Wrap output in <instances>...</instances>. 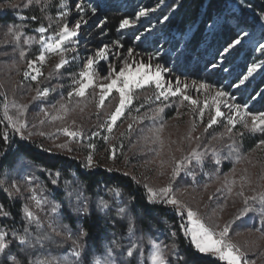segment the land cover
<instances>
[{
  "label": "snow or ice",
  "instance_id": "6c2138e0",
  "mask_svg": "<svg viewBox=\"0 0 264 264\" xmlns=\"http://www.w3.org/2000/svg\"><path fill=\"white\" fill-rule=\"evenodd\" d=\"M32 5H36L41 15L23 16L19 15L20 23L15 21L8 22L6 27L5 36H11L12 39L17 43H20L23 37H25L27 30L31 29L32 32L38 34L39 40H36L35 36H27L23 39V43L31 45L38 43L40 45L39 54L35 59L27 60V69L23 72V77L30 81H35L37 87L35 89V95L32 97V102H43L51 93L57 91V88L62 89L64 85H55L51 88L40 87L41 77L44 80H51L52 78H59V70L64 68L70 63H75L80 59V35L81 30L90 23L93 27L99 29L101 37L106 36L104 32L105 20H91L86 18L88 13H91V17L97 16V8L87 3V0H79L75 2L73 7L75 9L76 16L74 23L70 21L69 17L72 15L69 9L68 0H59L58 11L56 16V30L51 35H47L50 31L53 20L51 15H44L48 12L51 6V0H27V3L23 5L25 8H30ZM165 5V0H158L156 7H141L136 13V19L123 18L119 21L118 29L125 30L135 27L137 21L141 17H148L150 13H155L161 6ZM241 5L248 8L255 13V9L251 3L247 0H241ZM264 5V0H262ZM19 3H6L0 4V9H17L20 8ZM172 9L176 7L173 4ZM48 20L49 24L45 26L41 21ZM169 17L166 15L163 20H168ZM256 19L259 22L264 23V7L261 11L256 14ZM37 23V27L31 28V23ZM227 19L224 23L227 24ZM221 26V18L217 17L212 23L208 25L210 29H218ZM249 36V32L240 28L236 34V37L232 39L226 46L222 47L218 51V61L216 63L209 64V67L213 70H220L227 72L228 69L223 67L225 58L238 46L245 38ZM135 39L139 40V36H135ZM7 43V41H4ZM125 46L121 43V40L117 38L110 43H100V46L93 49L89 54L82 60V69L76 73H70L69 78L71 80V90L67 92L68 103L57 102L59 107L58 113L63 115L52 116V120H61L67 116L70 111L69 104L72 98H83L85 100L91 97L92 100L96 101L97 108V119L98 124L96 125L97 131H92L89 135L82 127L70 128L69 126H62L57 128L55 132H45L40 129L36 124L31 126L34 130H29V124L24 115L29 107L25 104H17L15 100L11 102V106L16 108L17 115L13 118L8 114L9 104L6 101L3 105L4 115L0 119V123L5 120L3 131H0V145H3V149H0V160L7 158L9 153L13 150L15 145L16 151H19L22 144H33L41 151L52 153L53 149L58 152L72 153L77 149L71 145L73 143L78 145H84L87 149V154L81 162V167L91 174L94 170L104 167L100 161L96 158L97 144L93 142L94 137H99L105 143H108L113 137L114 128L118 126V122H122V118L125 117L126 112L132 111L133 101L137 99V92L139 90H145L148 88L153 89L151 96L146 97V102L155 104L156 106L150 109L149 113L144 115H137L132 117V123L127 126L126 132L130 134L133 131L134 124L140 123L145 119H149L153 122L154 127L149 129L150 135L145 136L144 140L146 143L158 144L160 150L157 151L159 156L164 148V139L162 133L166 127V121L164 120L165 109L170 107H176V116L183 115L180 108L185 105L194 117H198L201 123L204 122V117L207 113L208 119L204 125L203 132L199 135L193 136V132L196 131L197 123L196 119L191 121L190 129L184 139L191 143L193 140L196 142V147L191 148L186 154L184 149L177 147V151L181 152L179 158L172 155L170 157L171 171L169 176V182L164 187L155 188L150 186L148 183L142 185L144 189V195L141 197L144 204L147 206L157 205H169L172 207L174 213L180 214L181 218L186 214L187 224L180 225L183 237L188 238V246L183 247L179 242H173L170 246L161 245L158 242H154L149 239L148 243L153 251L150 254L151 264H191L190 254L195 253L197 255H208L216 257L218 261H223L225 264H255L254 261H249L245 252L236 245L230 238V227L233 221L225 222L223 227H220L218 223L209 224L199 214L198 211L193 210L192 207L187 205L185 202L180 200L174 194V183L181 177L182 174L190 175L195 179V172L192 170L193 166L203 167L205 158L211 154L215 157L213 163L219 165L221 163V157L218 149L212 144V141H219L227 138L229 143L227 147L229 149V155L223 157V159H235L236 162H240L241 155L239 152V146L242 144L245 135H255L259 133L264 136V111L252 112L249 110L247 103L237 102V98L230 92L225 91L223 86L217 87L205 81H191L187 82L180 79L179 77L166 76L171 70L164 67L163 65L156 63L153 64L154 57L159 56L157 51L154 54H149L147 58H140L136 56L133 47H127L124 51ZM261 54H264V43L259 44L257 49ZM72 53L71 59L66 55ZM48 54H55L59 56V61L55 64L54 70L49 72L47 76L41 71V65L47 62ZM27 53L24 50L19 51L21 59L26 57ZM258 69H264V61L259 63H253L247 67V72L242 78L238 80V83L229 85V87H235L237 90L253 76ZM103 73V75H101ZM215 88L213 92L212 89ZM195 90L197 93H203L204 99L201 101L199 98H194L190 94L189 90ZM117 95L118 102L115 104L114 109L111 111L103 112V119L100 120L102 110L105 108L106 100L112 97L113 94ZM257 95H264V93H258ZM178 98V105H177ZM64 97L61 96V101H64ZM56 108V105H52ZM145 107L141 104L135 109L137 113L140 112L141 108ZM222 107L227 109V112L222 111ZM83 110V109H81ZM40 112L45 117L49 116V111L45 107L40 108ZM45 120H40L39 125L42 126ZM75 125V121L72 122ZM223 124V131L212 135L211 140L207 143L204 142V133H207L209 129H213V126ZM239 125V128L237 127ZM106 132V135H102L101 132ZM64 135L67 139L63 143H54L52 147H45L43 144H36L32 137L38 135L49 139H57L59 135ZM126 133L120 134L121 140L119 144L109 143L105 149L107 158L115 161L117 157L118 149H123L122 138ZM16 137L19 139L17 140ZM236 137H239V143ZM172 143H175L173 141ZM256 147L264 149V139H259ZM203 149V150H200ZM171 151V149H170ZM235 153V156H233ZM78 159V157H72ZM166 163L164 160H160V165L163 166ZM32 167H36L34 164ZM38 170L43 174L47 173L53 177L51 179L52 185L59 186V178L62 175L60 169L53 171L52 168L40 167ZM105 173L119 172V169L111 167H104ZM232 173L235 174V168ZM247 171L246 169L244 170ZM219 169H217V179H219ZM124 176H129L128 173H122ZM163 175V172H161ZM76 183L79 185L77 188L72 187V183L65 181L64 188L69 200V211L75 212L77 216H88L89 203L86 197L83 196V182L79 180V177L75 172L72 173ZM259 181H264V175H261ZM39 178L33 173L23 178L25 183L26 191L30 193L29 200L34 204L35 208L43 211L45 205L50 206L48 214V227L51 233H54L56 237H63L64 241L71 240L72 242V255L76 258L74 262L65 261L64 264H83V258L87 255V238L89 232L82 226L77 229L75 238H73L72 229L66 224H60L56 226L62 219V205L56 203L43 195L46 191L42 184L38 183ZM130 180L138 187L141 186V182L136 179L135 176H131ZM6 179H0V185H5ZM224 187L216 189V193H220L226 188L228 196H238L242 199L243 207L237 209L238 216H246L252 212H258L262 221H264V190L257 191L256 188L251 187L252 180L247 175H242L239 178V188L237 189V180L233 176V179L229 180L228 176L225 175L223 181ZM249 186L254 195L248 196L245 194V186ZM99 187V185H98ZM107 187V186H106ZM207 189L208 185H204ZM264 189V185H261ZM5 195L9 198H13L16 195L22 196L20 185L16 181H12L9 187L3 189ZM107 191L112 194L116 200L115 209L116 215L113 217V221L124 222L127 221V234L130 238L135 239L136 232V221L146 219L144 216V209L137 208V196L133 192H129L127 196L124 195V191L120 186L108 187ZM39 192V195H38ZM75 195L77 204L73 207L71 204V198ZM213 197L209 196V200ZM227 200H225V203ZM250 202H258L259 208L250 206ZM122 205V206H120ZM113 204L109 201L100 198L96 204L97 209L103 212L106 216L113 208ZM224 205H220L222 209ZM23 213V220L26 225L22 229V234L19 230L13 226L8 229L7 226L0 227V264H52L50 260H32L28 259L30 255L29 249L42 246L46 241L55 243V239L50 234H39L43 228V223L40 217L32 210V207L28 203L22 205L21 209ZM52 214H56L53 216ZM11 216V213L4 209L3 204H0V218L7 219ZM235 219V217H234ZM35 224L37 233L35 236L30 230V225ZM170 236L175 238L178 236L176 230L170 231ZM11 237V239H9ZM142 239V237H141ZM18 242V244H17ZM17 244V251L12 252V247ZM113 247L107 249L108 260L105 264H117L114 258V253L117 249H121L119 243L115 240L111 242ZM60 247V245H57ZM143 248L140 244L135 242L131 243L127 247L126 251L121 249L122 255L127 257H133L134 254L139 253L143 255ZM92 264H101L99 257L93 259ZM120 264H124L123 261Z\"/></svg>",
  "mask_w": 264,
  "mask_h": 264
},
{
  "label": "rangeland",
  "instance_id": "374dc122",
  "mask_svg": "<svg viewBox=\"0 0 264 264\" xmlns=\"http://www.w3.org/2000/svg\"><path fill=\"white\" fill-rule=\"evenodd\" d=\"M166 1L167 0H165V2ZM9 2L19 3L21 5L20 8L9 9L13 11L12 16L17 20H19V15H41L36 5H32L30 8L23 7V5L27 3V0H1L0 4H6ZM75 2H79V0H68L69 9L72 12L69 19L73 23L75 19L78 18L73 7ZM87 3L97 8V16L92 18L91 13L89 12L86 18L90 19V21L94 19L97 22L99 20H105L106 24L104 26V32L106 33V36L101 37L99 29L93 27L91 23L82 28L80 35V59L75 63H70L60 69L59 78L54 77L51 80H44L43 77L40 78V87L51 88L55 85H64L62 89L57 88V91L51 93L43 102H32V97L36 94L35 89L37 83L35 81H30V79L26 80L23 77V72L29 70L27 69L26 61L35 59L40 51V45L38 43L26 45L23 43V39L31 35L35 36L38 41V34L29 29V32L27 31L28 33H26L25 37H23L17 45L11 36H5V25H0V94L2 95L4 104L6 101L8 102V114L13 118H16L17 115L16 108L11 106L13 100H15L17 104L29 105L23 117L29 124V130H34L31 128L33 124H36L45 132H55L57 128L62 126H69L70 128L82 127L89 135L92 131L98 130L96 127L98 124L96 101L92 100L91 97L87 100L76 97L72 98L69 104L70 111L63 121H53L52 116L58 114L63 115V113L57 112L59 107L57 102L68 103L67 92L71 90L69 74L81 70L83 58L93 49L100 46L101 42L110 43L117 38H119L121 43L125 46V48L120 49V51H124L127 47H133L136 56L140 58L146 59L149 54H154L158 51L159 56L154 57L153 64L159 63L170 69L171 72L166 74V76L179 77L187 82L205 81L217 87L223 86L225 91L232 93L237 98V102L242 104L247 103L250 110L252 101H245V98L243 99L244 101H239L238 98H240L241 92H237L235 87H229V85L238 83L239 79H237L236 82L234 81L235 83L232 81L228 86H224L228 81L221 80V77H218V74L224 71L215 70L214 72L209 65H205L199 70H194V65L197 60L195 57L189 59V62L187 61L184 65L179 62L184 43L183 36L188 34L189 29L184 30L183 36L174 32V29H167L164 26L165 20H163L162 13L164 5L155 13H150L148 17L139 18L135 27L117 31L121 19H136V13L141 7H156L158 0H87ZM58 5L59 0H51V6L49 7L48 12L44 14L51 15L53 18L51 21L52 27L47 35H51L52 32L56 30ZM5 10L6 9H0L1 12H4ZM232 10L236 12L238 11L237 4L233 6ZM41 22L44 23L45 26L49 24V21L46 19ZM34 24L35 25L31 28L37 27V23ZM209 29L210 28L208 27L206 30ZM135 36H139L140 39H135ZM249 39L250 37L248 36L243 42H247ZM4 41H7V43H4ZM253 43L254 49L257 50L259 44L264 43V40H254ZM20 50H24L27 53L24 59H21L19 56ZM66 55L71 59L73 54L69 52ZM58 61L59 56L48 54L47 62L40 66L44 76H47L49 72L54 70V66ZM261 61H264V58L256 59L254 62L250 63L249 66ZM261 71L262 69H258L248 81L256 80V77L259 76ZM194 72H196V74H193ZM101 75H103V73H101ZM244 89L245 84L238 90L243 91ZM189 91L194 98H199L203 101V93H197L195 90L191 89ZM212 91L214 92L215 88L212 89ZM152 93L153 89L151 88L139 90L137 92L136 95L138 98L133 101L132 111L130 113L126 112L125 117L122 118V122H118V126L114 128L112 135L115 139L105 143L99 137H94L93 142L97 144L96 158L100 161L101 165L104 167L119 169V172L128 173L129 176H135L136 179L141 182V185L148 183L150 186L159 188L166 186L169 182L171 171L170 157L172 155L177 158L181 156V152L177 151V147L183 148L185 154L191 148L196 147V142L194 140L189 143L188 140L184 139L190 129L191 121L196 119L197 123L196 131L192 133L193 136L199 135L203 132L208 115L206 113L204 122L201 123L198 117H194L190 112L187 102H185V105L180 108L183 115L179 117L176 116V107L165 109L164 120L166 121V127L162 133L165 144L163 151L158 156L157 151L160 150V146L158 144L146 143L144 140L145 136L150 135L149 129L155 126L151 120L145 119L140 123L134 124L133 131L130 134L126 132L128 124L132 123V117L144 115L146 112L150 114V109L156 106L145 100V98L151 96ZM61 96L65 98L64 101H61ZM117 102V95L114 93L112 97H109L106 100L105 108L102 110L100 120L104 118L103 112L113 110ZM141 104H144L145 107L141 108L140 112L137 113L135 109ZM52 105H56L57 107L53 108ZM41 107L48 109V117H45L44 114L40 112ZM222 111L227 112V109L222 107ZM42 119L45 120V123L40 126L39 121ZM73 121H75V125H73ZM237 127L239 128V125ZM223 130V124L213 126V129H209L207 133H204V142L207 143L211 140L212 135L222 132ZM122 132L126 133L122 138L123 154H120L121 150L118 149V158L115 161L110 160L107 158L105 149L108 147L109 143L119 144L121 140L120 134ZM101 134L106 135L107 133L102 131ZM32 139H36L40 144H43L47 148L52 147L54 143H63L67 137L61 134L57 139L53 140L34 135ZM236 139L237 142H239V137H236ZM173 141H175V143H172ZM228 143L229 141L227 138L219 141H212V144L220 153L221 163H226L227 166H229L228 169H221L219 165H215L213 163L215 157L209 154L205 158L202 168L196 165L193 166L192 170L195 172V179L190 175L182 174L177 181L173 182L174 194L180 200L192 207L193 210L198 211L201 217L209 224L218 223L220 227H223L225 222L233 221L230 227L229 238L245 252L249 261H254L255 264H264V221H262L260 216H254L253 213L246 216H238L237 209L243 207L242 199L235 195L228 196L226 188L222 192L216 193L217 188L224 187L223 181L225 175L228 176L229 180L233 179V176L235 177L237 180V189L239 188V178L242 175H247L252 180L251 187L256 188L257 191L264 190L261 188V185H264V181H259L258 179L261 175H264V149H260L255 145L246 153H240L241 160L240 162H236L234 158L231 160L223 159V157L229 155V149L227 147ZM71 146L77 150L68 153L58 152V150L53 149V152L66 154L71 157H78L79 160L83 161L87 154L86 146L75 143ZM233 156H235V153H233ZM160 160H164L166 163L161 166ZM233 168L236 170L235 174L231 171ZM217 169H219V179H217ZM245 169L247 170L246 172L244 171ZM161 172H163V175H161ZM206 184L208 185L207 189L204 187ZM24 192L28 191L24 190ZM245 194L251 196L255 193H253L251 188L246 185ZM29 196L30 193L28 192L27 200H29ZM209 196H212L213 198L209 200ZM225 200H227L226 203ZM27 203L37 215L40 214L44 216V211L36 209L30 200L27 201ZM220 205H224V207L221 209ZM43 220L45 221L46 219L44 218Z\"/></svg>",
  "mask_w": 264,
  "mask_h": 264
},
{
  "label": "trees",
  "instance_id": "16d2710c",
  "mask_svg": "<svg viewBox=\"0 0 264 264\" xmlns=\"http://www.w3.org/2000/svg\"><path fill=\"white\" fill-rule=\"evenodd\" d=\"M247 2L253 5V8L256 10L255 13L243 7L241 0H167L162 13L163 17L167 15L169 19L164 22V26L169 30L174 29V32L182 36L184 30L189 29L188 34L183 36L184 43L179 62L184 65L187 61L189 62V59L193 57L197 58L194 70H199L205 65H209L210 62L216 63L218 61V51L236 37L240 28L249 32L250 39L238 45L225 58L223 67L227 68L228 71L218 74L221 80L228 81L224 86H228L230 82H236L237 79H240L247 72V67L250 63L258 58H264V54L254 49L253 43L254 40H264V23L256 19V14L261 11L264 5H262V0H247ZM173 4L176 5L174 9L171 7ZM235 4L238 6L237 12L232 10ZM12 12L9 9H6L4 12L0 11V25H6L12 21L20 23V20L12 16ZM217 17L221 18V26L215 30H206L208 25ZM225 19L228 21L227 24L224 23ZM30 23L31 27L35 25L32 22ZM27 31L29 32V30ZM213 71L215 72V70ZM193 74H196V72ZM238 91L241 92V96L238 98L239 101H244V98L245 101H252L250 106L251 111H264V95H257L258 93H264V69L256 77V80L246 81L245 89ZM3 105V98L0 94V119L4 115ZM6 124V120L0 123V131H3ZM16 139L18 140L19 138L16 137ZM259 139H264V136H261L259 133L255 135L246 134L242 144L239 146V152L246 153L251 150L257 145ZM33 141L36 144H40L36 139H33ZM0 149H3V145H0ZM81 162V160L73 159L66 154L41 151L31 143L22 144L19 151H16L14 145L13 150L7 158L0 160V179H6L7 181L5 185H0V189L9 187L12 181H16L20 185L23 195L9 198L3 190H0V204H3L4 209L11 213V216L7 219L0 218V227L7 226L8 229H11L15 226L20 234H22V229L26 225V222L23 220L21 209L22 205L29 201L27 200L28 192H24L27 186L23 182V178L34 173L39 178L38 183L42 184L46 189L43 195L62 205L63 219L56 226L59 227L61 223L68 225L72 229L73 238H75L77 229L81 226L89 232L86 241L88 250L87 255L83 258V264H92L95 257H99L101 264H105L108 260L107 249L113 247L111 244L113 240L119 243L121 249L124 251L133 242L140 244L144 250L142 256L136 253L133 257H127L120 254L121 249H117L116 253H114L117 264H120L121 261L124 264H151L150 254L153 249L148 243L149 239L160 243L162 246H170L173 242H179L183 247L188 246V238L183 237L182 230L179 227L180 225L187 224L185 215L181 218L180 214L174 213L172 207L169 205H145L141 199L144 195V189L142 185L138 187L132 183L130 180L131 176H124L121 172L105 173L104 167L96 169L89 174L87 170L81 167ZM33 164L36 167H32L31 165ZM40 167L52 168L53 171L60 169L62 175L59 178V186L52 185L51 179L53 177L47 173L42 174L38 170ZM219 167L221 169H228L229 166L222 162L219 164ZM73 172L83 182V196L88 200L90 213L86 217L77 216L75 212L68 210L69 200L64 188L65 181L71 182L73 188L79 187L72 176ZM113 186H120L125 196L130 191L135 193L137 196L136 207L144 209L146 219L136 221L135 239L130 238L127 234V221L114 222L112 219L116 215V200L107 191V188ZM100 198L114 205L107 216L96 207ZM250 203V206L259 208L258 202ZM71 204L73 207L77 204L75 195L71 198ZM43 211L44 216L38 214L43 223V228L39 234L47 233L52 235L55 243L46 241L42 246L30 248L28 259H47L52 264H64L65 261L74 262L76 258L72 255L71 240L65 242L63 237H56L54 233H51L48 227L50 206L45 205ZM252 213L256 217L260 216L258 212ZM52 215L55 216L56 214ZM44 218L46 219L45 221L43 220ZM29 227L34 236L38 234L35 224ZM172 230L178 232L177 237L173 238L170 236V231ZM17 244L13 245L12 252L17 251ZM57 245H60V247H57ZM190 260L191 264H225L223 261H218L216 257L197 255L195 253L190 254Z\"/></svg>",
  "mask_w": 264,
  "mask_h": 264
}]
</instances>
